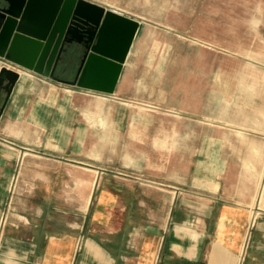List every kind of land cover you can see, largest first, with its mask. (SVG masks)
Masks as SVG:
<instances>
[{
	"label": "crops",
	"instance_id": "1",
	"mask_svg": "<svg viewBox=\"0 0 264 264\" xmlns=\"http://www.w3.org/2000/svg\"><path fill=\"white\" fill-rule=\"evenodd\" d=\"M90 1L139 20L140 32L142 15ZM219 1L222 22H232L231 4L239 22L252 4L253 22H264V0ZM137 36L112 94L0 59L19 73L0 115V264H264L263 165L225 161L208 109L192 111L190 130L181 111L159 115L150 136L154 116L123 96ZM262 127L241 125L246 138Z\"/></svg>",
	"mask_w": 264,
	"mask_h": 264
},
{
	"label": "rangeland",
	"instance_id": "2",
	"mask_svg": "<svg viewBox=\"0 0 264 264\" xmlns=\"http://www.w3.org/2000/svg\"><path fill=\"white\" fill-rule=\"evenodd\" d=\"M101 1L128 7L144 17L123 78L128 82L123 96L140 102L136 104V114L154 116L150 136L159 129V115L174 118L181 111L183 130H190L192 111L198 108L195 115L199 117L208 109L213 117L215 146L222 148L225 161L237 165L245 160L261 163L264 180V22H253L255 4L241 6L249 12L248 22L238 21L236 4H231L232 22H222L219 0ZM79 54L63 58L64 74L55 75L68 80L67 72L71 80ZM118 113L126 112L120 108ZM97 121L104 126L103 118L98 117ZM248 121L263 124L254 138H246L241 128ZM222 122H226L225 128L220 126ZM170 125L174 130V123L167 121ZM252 146L262 150L263 155L249 154L247 147ZM156 155L152 150V159H157ZM172 158L167 155L168 162ZM138 177L142 178L141 174ZM260 201L264 207V182Z\"/></svg>",
	"mask_w": 264,
	"mask_h": 264
},
{
	"label": "water",
	"instance_id": "3",
	"mask_svg": "<svg viewBox=\"0 0 264 264\" xmlns=\"http://www.w3.org/2000/svg\"><path fill=\"white\" fill-rule=\"evenodd\" d=\"M139 29V20L90 0H0V59L60 84L112 94ZM77 53L73 78H58L60 60ZM18 76L0 65V115Z\"/></svg>",
	"mask_w": 264,
	"mask_h": 264
},
{
	"label": "flooded vegetation",
	"instance_id": "4",
	"mask_svg": "<svg viewBox=\"0 0 264 264\" xmlns=\"http://www.w3.org/2000/svg\"><path fill=\"white\" fill-rule=\"evenodd\" d=\"M69 22H76L75 20L73 19H70ZM71 30H73L74 28H76V25L75 24H69ZM81 47V46H80ZM79 64H77V67H78ZM64 66H65V62L64 60H60V62L57 64L56 66V69L54 71V74L57 72V73H61V74H64ZM77 69V68H76Z\"/></svg>",
	"mask_w": 264,
	"mask_h": 264
}]
</instances>
